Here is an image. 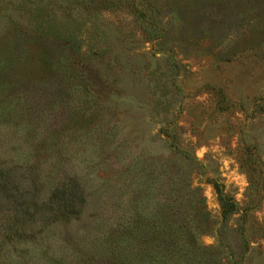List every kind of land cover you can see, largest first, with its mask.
Instances as JSON below:
<instances>
[{
    "label": "rangeland",
    "instance_id": "1",
    "mask_svg": "<svg viewBox=\"0 0 264 264\" xmlns=\"http://www.w3.org/2000/svg\"><path fill=\"white\" fill-rule=\"evenodd\" d=\"M0 264H264V0H0Z\"/></svg>",
    "mask_w": 264,
    "mask_h": 264
},
{
    "label": "trees",
    "instance_id": "2",
    "mask_svg": "<svg viewBox=\"0 0 264 264\" xmlns=\"http://www.w3.org/2000/svg\"><path fill=\"white\" fill-rule=\"evenodd\" d=\"M219 192H220V194H221V199L223 200V202L226 201L224 195H222V191L219 190ZM64 194H65V189H57V191L54 192V193L52 194V196H51V201H50L51 204H55V203L57 202V198L59 199V198H61V197H64ZM70 197H72V199L75 197V192L73 193V192H72V189H71L70 195H69L67 198H69V200H70ZM67 202H68V201H67ZM62 205L64 206V208L72 207V205H73V204H72V200H71V204H69V202H68V203H63ZM233 210H234V207H233L232 204H230V205H229V204L226 205V202L223 203V207H222V215H223V216H226V215L229 214L230 212H233Z\"/></svg>",
    "mask_w": 264,
    "mask_h": 264
}]
</instances>
